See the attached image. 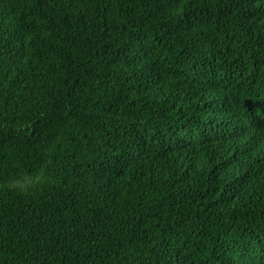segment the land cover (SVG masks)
Here are the masks:
<instances>
[{
	"label": "trees",
	"instance_id": "16d2710c",
	"mask_svg": "<svg viewBox=\"0 0 264 264\" xmlns=\"http://www.w3.org/2000/svg\"><path fill=\"white\" fill-rule=\"evenodd\" d=\"M0 264H264V0H0Z\"/></svg>",
	"mask_w": 264,
	"mask_h": 264
}]
</instances>
